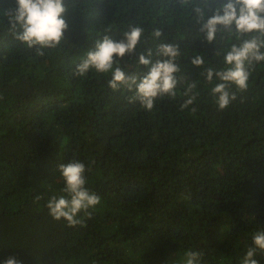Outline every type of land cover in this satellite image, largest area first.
Wrapping results in <instances>:
<instances>
[{"label":"trees","instance_id":"obj_1","mask_svg":"<svg viewBox=\"0 0 264 264\" xmlns=\"http://www.w3.org/2000/svg\"><path fill=\"white\" fill-rule=\"evenodd\" d=\"M65 6L64 40L39 55L7 27L3 13L15 0H0V264H184L190 250L200 264H242L264 230V62L249 69L246 90L230 86L235 99L221 110L211 94L219 81L207 82L191 58L223 69L234 38L221 32L207 43L179 0ZM129 25L144 29L119 61L130 73L148 49L179 45L185 79L151 111L129 103L127 88H109L111 73L76 74L97 39L120 40ZM73 160L85 164L86 187L101 203L70 227L46 205L66 196L57 169ZM254 258L264 264V251Z\"/></svg>","mask_w":264,"mask_h":264},{"label":"clouds","instance_id":"obj_2","mask_svg":"<svg viewBox=\"0 0 264 264\" xmlns=\"http://www.w3.org/2000/svg\"><path fill=\"white\" fill-rule=\"evenodd\" d=\"M16 7L4 12L7 27L13 39L28 48H36L39 55L42 49L55 48L64 40L68 24L64 18L68 11L65 0H15ZM182 9H187L207 43L217 41L223 32L234 42L225 50L223 69L204 68L205 58L193 54L191 64L203 68L201 73L207 82L215 78L212 96L219 109L227 108L235 96L230 93V86L243 91L248 87L249 69L259 62H264V0H179ZM211 12V14H209ZM107 31V30H106ZM144 29L129 25L123 32L122 39L115 40L106 34L97 39L94 48L76 68V74L86 75L90 70L100 74L111 73L108 87L113 91L121 87L134 92L129 103L139 102L151 111L155 101L162 96H176V88L184 81L179 63L180 52L177 43H159L155 50L148 49L138 57L137 71L130 73L119 63L127 55L134 54L143 37ZM152 38L159 40L163 33L160 29L152 32ZM224 37H221L223 39ZM143 67L146 71H141ZM196 87L190 83L185 96ZM195 96H190L181 108L192 104ZM64 181L65 195L52 196L47 202L49 215L56 221L63 219L70 227L81 223L78 215L84 212L91 215L89 209L101 203V198L86 187V167L83 162L70 161L58 164L57 169ZM253 247H249L242 264H259L254 258L256 250L264 251V230L252 235ZM202 254L195 251L185 253L184 264H200ZM3 264H20L15 257H9Z\"/></svg>","mask_w":264,"mask_h":264}]
</instances>
